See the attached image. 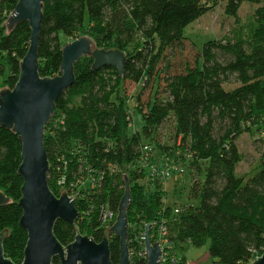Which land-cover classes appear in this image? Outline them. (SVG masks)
<instances>
[{
  "label": "trees",
  "instance_id": "16d2710c",
  "mask_svg": "<svg viewBox=\"0 0 264 264\" xmlns=\"http://www.w3.org/2000/svg\"><path fill=\"white\" fill-rule=\"evenodd\" d=\"M17 1L0 0V91L15 85L29 46L26 22L6 29ZM242 3L256 7L239 25ZM216 7L238 26L222 39L203 43L193 64L185 62L172 72L173 57L189 41L184 29ZM42 15L41 77L59 74L67 42L62 39L88 36L94 49L119 50L126 58L122 77L113 67L93 70L92 58H81L74 65V83L56 100L45 127L50 190L57 197L63 192L75 196L76 202L77 189H84L79 232L102 241L114 222L105 224L101 216L110 212L115 221L126 177L131 264H146L144 227L149 225L155 243L153 234L163 223L170 244L182 250L205 247L211 264H249L259 257L264 250V150L252 169L239 175L244 155L236 142L248 134L264 145V0H44ZM126 82L140 87L135 97L125 94ZM161 126H169L170 144L160 140ZM20 150L18 137L0 128V193L9 200L0 208V232H8L4 256L15 264H21L26 244L18 225ZM164 166L191 175L187 198L196 206L184 204L174 213L165 203L164 184L156 177ZM54 235L66 246L75 230L58 220ZM109 250L111 263L117 264L119 240L112 235ZM52 264L60 262L54 258Z\"/></svg>",
  "mask_w": 264,
  "mask_h": 264
},
{
  "label": "water",
  "instance_id": "95a60500",
  "mask_svg": "<svg viewBox=\"0 0 264 264\" xmlns=\"http://www.w3.org/2000/svg\"><path fill=\"white\" fill-rule=\"evenodd\" d=\"M44 0H18L6 20V29L12 31L21 23L30 29L29 46L19 64L18 79L12 89L0 91V128L11 130L21 144L17 175L22 180L18 206L21 210L19 227L26 233V244L21 264H52L57 258L60 264H112L109 238L119 240L117 264H131L128 249L127 209L130 201L129 181L124 179V194L120 201L114 224L104 234L102 241L82 235L76 226L79 211L75 198L66 192L58 197L48 185L50 164L44 148V131L55 113V102L74 83V65L83 57H91L92 69L113 67L123 76L126 58L119 50L94 49L92 38L80 36L66 43L62 50L59 74L54 77L39 75L38 43ZM264 165V154L262 156ZM9 200L0 193V208ZM58 220L75 230L74 240L62 245L54 235ZM149 225L144 227V252L146 264H159L161 247L151 243ZM7 231L0 232V264H15L4 256L3 243ZM249 264H264L262 254Z\"/></svg>",
  "mask_w": 264,
  "mask_h": 264
},
{
  "label": "rangeland",
  "instance_id": "374dc122",
  "mask_svg": "<svg viewBox=\"0 0 264 264\" xmlns=\"http://www.w3.org/2000/svg\"><path fill=\"white\" fill-rule=\"evenodd\" d=\"M255 7L256 6H254L253 4L242 3L238 11V17L240 18L239 25H244L246 23L249 15L252 13ZM236 26L238 25L235 24V20H233V18H228L227 16H225L221 7H216L214 10L202 16L199 20L188 25L184 29V34L186 38L189 39V41L185 42L184 49L181 51V53H176L173 57L171 61L172 72H179L185 62L193 64L197 52L199 49L202 48L203 43L209 40L222 39L224 36L229 35V32ZM62 41L63 43L64 41H67L65 42V44L71 42L63 39ZM5 75H7V73H5ZM139 88L140 87H137L135 84L130 82H126L123 87L125 94L131 98H133V96L135 97L140 92ZM150 91L151 89L148 88L147 90L143 91L141 95V103L143 105L147 101ZM135 117L136 116H134V119ZM137 120L133 121V129L137 128ZM158 134L162 143H171L172 137L169 126H161L159 128ZM256 138L257 136L255 137V140ZM252 139L253 138H251L248 134H244L236 142L239 151L244 155L243 161L237 166L236 169V173L239 175L248 173L252 169L253 164L261 157L262 152L264 150V145L262 143H259L257 141L253 142ZM188 175L189 174H187L186 172V174L183 175L176 174L174 177L169 176L166 180L161 179V182L164 184V190L166 193L164 195V201L167 205L172 206L173 209L184 204H192L195 206L197 205V202H189L187 198V192L191 181V175ZM79 190L80 194L75 202V207L80 212L79 209L84 211L86 208L84 201H82L81 197V193L84 192V189L78 188L77 192H79ZM165 228L166 227L164 223L160 224L158 226V229L156 230V233H154L153 236L156 240L155 243H158L159 245L165 248L162 254V258L164 256L169 258L167 264H173V260L176 261V264L212 263V260L208 256L205 247L196 249L187 246L185 249L182 250L176 245L170 244L164 233V231L166 232ZM161 240H165L166 243ZM181 258H185L186 262H183Z\"/></svg>",
  "mask_w": 264,
  "mask_h": 264
},
{
  "label": "built area",
  "instance_id": "2783aa9c",
  "mask_svg": "<svg viewBox=\"0 0 264 264\" xmlns=\"http://www.w3.org/2000/svg\"><path fill=\"white\" fill-rule=\"evenodd\" d=\"M173 171H175V172H172L171 167L164 166V168H162V171L159 172V175H162V176H156V177L158 178V180H161V179L166 180L167 177H169V176H173L174 177L176 174L183 175V173H184L182 168H180V169L174 168ZM179 208L180 207H176L173 212L174 213H178L180 211ZM101 218H102V221L105 222V224L110 223V222H112V223L114 222L113 215L110 212L103 213L102 216H101ZM164 233H165V236H166V232L165 231H164ZM161 241H163V242L166 243L165 240H161ZM160 247H161L162 253H161V257L159 259V264H167V261L169 260V258L168 257H165V256L162 258V254H163V251H164L165 248L162 247L161 245H160ZM144 254H145V252H144ZM172 262H173V264H176L175 263L176 262L175 260H173Z\"/></svg>",
  "mask_w": 264,
  "mask_h": 264
}]
</instances>
